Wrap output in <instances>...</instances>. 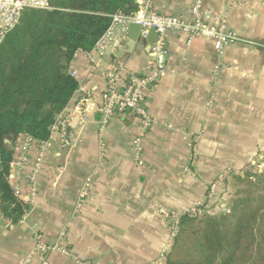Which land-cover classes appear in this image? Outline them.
Masks as SVG:
<instances>
[{
  "label": "crops",
  "instance_id": "0c3cea01",
  "mask_svg": "<svg viewBox=\"0 0 264 264\" xmlns=\"http://www.w3.org/2000/svg\"><path fill=\"white\" fill-rule=\"evenodd\" d=\"M196 1L153 0L152 9L190 20ZM202 6L250 43L219 52L209 38L169 32L168 73L145 92L150 125L136 116L100 123L111 79L122 90L129 73H153L139 24L118 46L77 53L79 88L59 129L44 143H16L10 181L30 208L16 225L0 213V264H38L36 231L49 244L64 232L60 244L73 253L52 252L50 264H164L174 235L163 211L228 208L232 176L264 169V0Z\"/></svg>",
  "mask_w": 264,
  "mask_h": 264
},
{
  "label": "trees",
  "instance_id": "16d2710c",
  "mask_svg": "<svg viewBox=\"0 0 264 264\" xmlns=\"http://www.w3.org/2000/svg\"><path fill=\"white\" fill-rule=\"evenodd\" d=\"M136 0H48L26 8L0 44V213L18 224L30 205L10 181L21 136L46 142L79 88L77 53L90 52L115 13ZM226 212L185 214L164 264H264V169L232 176Z\"/></svg>",
  "mask_w": 264,
  "mask_h": 264
},
{
  "label": "built area",
  "instance_id": "2783aa9c",
  "mask_svg": "<svg viewBox=\"0 0 264 264\" xmlns=\"http://www.w3.org/2000/svg\"><path fill=\"white\" fill-rule=\"evenodd\" d=\"M243 1V0H240ZM137 8L134 12L124 14L115 13L112 22L103 36L96 43L92 51L102 53L106 47L118 46L124 38L126 28L131 23L139 24L142 28V38L146 39L151 28H155L158 40L150 48L151 75L140 76L134 73L127 75L126 85L122 90H118L111 79L110 84L103 94V103L100 108V123L104 127L111 119L141 117L147 125H150L147 110L145 107V92L152 85H156L161 78L167 75L168 49L165 47V40L169 32H178L188 35L189 42L197 37H205L212 40L216 50L221 52L226 46L237 42H247L241 38L237 31L227 28L226 24H216L211 22V13L204 9L202 0H197L191 6V19L188 20L181 15L160 14L152 9L153 0H136ZM48 0H0V44L6 35L15 28L26 8H46ZM91 52V51H90ZM72 75L77 79V73L71 70ZM62 123L61 116L52 128V133L57 131ZM32 139L26 135V142ZM36 141V140H35ZM140 140L135 141V149L139 154L141 151ZM44 143V142H41ZM13 163V162H12ZM12 166V165H11ZM36 166H39V161ZM11 176V173H10ZM226 177L221 175L215 182L209 185L207 199L213 198L214 191L220 180ZM16 194L19 196L17 189ZM86 195L83 191L82 197ZM228 208H212L206 201L196 203L184 213L163 211L164 216L170 221V228L175 236L179 230L180 221L185 214H215L226 212ZM64 232L60 233L58 240L54 244L46 243L42 235L36 231V244L33 252L38 255V264H50L49 256L52 252H61L66 255L73 253L67 247L60 244Z\"/></svg>",
  "mask_w": 264,
  "mask_h": 264
},
{
  "label": "water",
  "instance_id": "95a60500",
  "mask_svg": "<svg viewBox=\"0 0 264 264\" xmlns=\"http://www.w3.org/2000/svg\"><path fill=\"white\" fill-rule=\"evenodd\" d=\"M158 40V34L155 31V28H151L147 37H146V43L149 47V49L152 47V45Z\"/></svg>",
  "mask_w": 264,
  "mask_h": 264
},
{
  "label": "rangeland",
  "instance_id": "374dc122",
  "mask_svg": "<svg viewBox=\"0 0 264 264\" xmlns=\"http://www.w3.org/2000/svg\"><path fill=\"white\" fill-rule=\"evenodd\" d=\"M258 174V173H257ZM226 208V207H225Z\"/></svg>",
  "mask_w": 264,
  "mask_h": 264
}]
</instances>
